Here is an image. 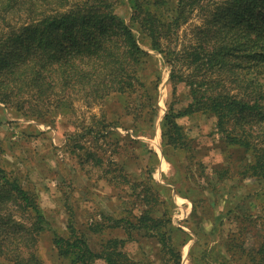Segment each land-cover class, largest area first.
I'll list each match as a JSON object with an SVG mask.
<instances>
[{"label":"trees","instance_id":"trees-1","mask_svg":"<svg viewBox=\"0 0 264 264\" xmlns=\"http://www.w3.org/2000/svg\"><path fill=\"white\" fill-rule=\"evenodd\" d=\"M122 6L128 7V23L117 12ZM183 28L187 36L180 35ZM132 30L147 40L169 71L170 101L160 128L163 147L184 161L178 175L186 191L177 187L176 194L191 202L190 218L208 203L209 208L221 207L216 217L220 226L223 219L235 226L219 246L221 264H264V198L257 213L230 198L239 183H264V0H0V105L22 120L46 125L50 116H72L77 103L93 109L117 97L135 135H150L147 127L158 116L155 93L161 77L145 71L151 57ZM179 87L187 90L183 109L175 108ZM198 116L213 121L227 151L243 153L241 163L226 155L227 166L208 173L181 124ZM85 119L89 124L82 121L80 133L66 136L72 141L70 153L79 152L101 168L102 158L80 142L105 141L114 123L105 113ZM3 152L0 145V258L9 264H36L38 238L47 223L37 195L6 170ZM108 161L102 178L125 186L127 196L141 198L144 209L134 223L127 216L101 214L89 226L92 234L122 229L126 239H108L99 251L90 248L70 214L68 237L52 238L58 258L68 264H146L125 249L138 232L159 245V264H181L189 234L172 224L176 205L170 189L155 182L147 167V179L134 183L123 166ZM196 178L205 185L193 183ZM190 188L205 197L194 201L187 195ZM255 196L264 197V191ZM192 251L188 256L196 264L200 260Z\"/></svg>","mask_w":264,"mask_h":264},{"label":"rangeland","instance_id":"rangeland-1","mask_svg":"<svg viewBox=\"0 0 264 264\" xmlns=\"http://www.w3.org/2000/svg\"><path fill=\"white\" fill-rule=\"evenodd\" d=\"M168 7L171 9L172 2ZM117 12L128 23V7L122 6ZM192 23L199 24V21L194 19ZM132 31L140 48L151 57L150 61L148 59L149 63L145 71L148 74L156 72L161 77L158 91L155 93L159 107L158 116L153 127H147L150 135H135L133 123L129 118L124 117L120 98L117 97L93 109H86L77 103L72 116L59 115L54 118L50 116L48 120L50 123L46 125L22 120L0 105V145L4 150L2 155L4 166L7 171L20 179L26 190L37 195L39 207L47 223L38 238L36 264H68V261L58 258L52 238L54 235L68 237L67 225L70 214L73 216L76 228L85 234L90 248L94 251H99L100 243L108 239H126L122 229L107 230L99 235L92 234L89 230V226L94 221H100L101 214H110L116 218L127 216L134 223L135 217H138L144 209L139 201L141 198L127 196L124 191L125 186L115 187L102 178L103 170L109 168V159L123 166L134 183H137L141 177L147 179L144 172L147 167L155 182L170 189V195L176 205L172 224L181 227L189 234L187 243L181 250V264H191L188 256L191 249L199 257L197 259L200 261L196 264H221L219 246L229 232H235V226L230 221L223 219L220 226V221L216 220L221 207L209 208L208 203H204L206 208L201 211L197 209V217L190 218L191 202L176 194L177 187L186 191L184 184L179 182L178 175L184 161L182 157L176 158L170 149L163 147L160 128L162 117L170 101L167 87L169 71L161 56L148 48L147 40L136 30ZM184 33L188 35L187 28H183L180 35L183 36ZM149 77L146 75V78ZM151 88L149 84L150 94L153 93ZM178 91L179 103L175 108L179 106L183 109L187 104V90L179 87ZM104 113L107 121L114 123L108 130L110 133L105 141L99 138L97 142H91L87 138L80 142L88 151L102 158L103 166L100 168L93 166L92 160H84L79 152L71 154L70 148L73 146H69L70 140H67L66 136L80 133L81 122L86 120L85 118L90 115L104 116ZM85 122L89 124L88 119ZM181 124L193 140L191 144L194 149L193 154L207 167L208 173L212 168H225L226 155H230L231 161L241 163L243 153L227 151L224 148L210 118L206 116L187 118L182 120ZM96 130L99 129L95 127L94 131ZM115 151L121 154H113ZM172 182L178 185L170 184ZM193 183L199 187L205 185L202 178H196ZM238 186L230 194L231 201L243 206L245 210L257 213L259 201L264 197L258 198L255 195L264 191V183L258 184L246 180ZM187 195L194 201L205 197L199 189L193 188L188 190ZM214 226L215 233L211 234ZM198 227L203 235L195 233L199 231ZM131 237L133 242L128 243L125 249L134 259L142 260L146 264H159V245L155 240L148 239L138 232H133ZM202 251L206 253L204 259L199 256ZM0 264L9 263L0 258ZM94 264H104V262L96 261Z\"/></svg>","mask_w":264,"mask_h":264}]
</instances>
